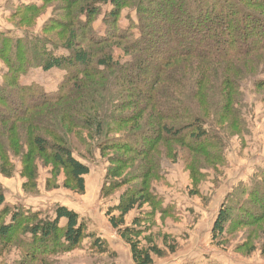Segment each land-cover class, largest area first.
<instances>
[{
  "label": "rangeland",
  "instance_id": "obj_1",
  "mask_svg": "<svg viewBox=\"0 0 264 264\" xmlns=\"http://www.w3.org/2000/svg\"><path fill=\"white\" fill-rule=\"evenodd\" d=\"M158 2L160 3V0H128V4L119 11L118 7L114 9L111 3L98 2L94 20L88 28L85 26L80 28L76 25L72 27L66 0H44V4L43 0H0V35H6L11 40L17 39L19 42L18 57L11 59L10 66L6 59L2 60L0 57V86L8 94L7 98L2 97L3 100L0 101V144L6 150L7 156V168L0 170V187L5 205L9 208L21 207L33 212L39 211L44 217H50L58 206L65 207L77 213L79 223L85 226L87 235L78 248L45 259V262L26 259L23 252L13 247L14 245L3 250L5 247L3 245L4 247H0V253L2 251L0 264H133L129 246L109 224L107 213L110 208L117 205L119 193L107 199L101 197L100 189L110 162L108 156H100L97 145L103 143L105 139L115 137L121 139L130 134L131 122L117 127L112 126L113 121L132 117L138 113L139 106L145 108L142 99L133 94L135 87H142L144 80H139L137 69L132 67L134 63L138 65L142 60L134 62L133 56L136 53L131 50L147 49L150 45L146 38L157 39L156 34L170 31L172 22H175L173 24L175 30L171 31L173 34L179 36L182 31L191 32L186 30L190 23L175 21V15L181 13L180 8H174L171 3H165L161 7L162 4ZM34 3L40 6L39 10L32 12L22 10L24 5ZM161 8L164 9V14H156ZM112 13L113 16L116 14L114 18L116 23L113 22L111 28L109 25L107 30L104 20ZM182 19L184 18L181 17L180 20ZM83 31L86 33L83 34ZM96 31L105 34L104 37H107L104 40L105 44L103 42L95 44L91 40V35L94 36ZM73 32L78 35L75 41L71 35ZM68 41L75 42L74 51L88 49L93 60L107 55L112 58L111 62L115 63L112 69L106 71L102 68L97 69L100 73L98 75L89 72L86 81L81 85L93 86L89 87L87 101L97 98L101 102L98 119L101 120L103 117L107 124L100 132L94 121L90 119L87 122L86 117L80 114L68 118L62 115L60 124L55 115L47 116L48 120H51L49 123L55 125L48 127L49 131L65 139L73 156L88 166L85 192L81 195L69 190L71 184L65 182L66 171L62 169L53 171L52 180L49 174L50 162H45L43 158H33L36 188H32L31 193H25L22 187L26 179L24 162L32 150L30 142L27 141L28 135L23 133L21 127L34 114L27 117L22 110L29 101L37 100L34 97L38 93L46 91L56 94L67 75L78 73L77 71L73 73L77 67L68 66L67 63L66 68L47 72L40 67L44 50L48 48L49 54L66 56L67 54L59 49ZM1 43L0 39V46ZM183 46L172 45L169 51H173V47ZM165 47L162 44L152 46L153 49ZM260 56L263 59L264 53ZM217 64L218 62L215 63ZM78 66L80 69L86 67ZM90 66L95 67L94 64ZM151 73L150 69L145 75ZM253 79H246L241 84L245 103L241 110L244 125L240 134L227 120H222L223 123L216 126L210 124L212 130L209 124L204 127L206 131H211L214 137L220 139L221 145L217 149H221L223 162L216 163L204 155L195 154V145L190 141V145L194 146L192 149L173 144L172 150L169 148L170 144L165 142L159 144L156 151H153L151 160L144 156H133V162L122 165L121 175L124 177L141 172L150 161L153 163L155 161L158 165L157 172L150 178L149 186L159 201L151 237L163 254L154 257L152 264H264V220L258 225L232 229L224 246L216 245L211 235L222 204L231 198L247 204V191L256 189L253 183L254 175L264 169V88L257 89ZM259 79H264V75ZM124 80L131 82L130 87L125 86L127 91L129 90L126 94L121 92L124 90L120 87ZM116 82L118 86L112 90L109 85ZM19 85L31 86L32 91H23ZM104 88L114 93L115 97L110 96ZM19 89L26 93L23 94L26 98L25 103L24 101L18 103ZM130 94L134 96H129ZM9 98H12V101L16 99L17 102L8 103L9 106L5 103L9 102ZM91 111L97 112L94 109L80 112L85 114ZM146 117L147 115H143L142 125L148 129L151 137L150 132L153 131L154 124L152 119L145 121ZM110 118L111 121L108 123ZM45 120L41 118L37 122L42 124ZM140 125L141 122L139 127ZM135 129L137 130L138 126H134ZM5 130L10 132L7 133ZM52 138L50 142H53ZM124 139L128 141V138ZM31 155L37 156L35 151ZM112 155L125 161L129 157L122 151L114 152ZM2 161L5 162L0 153V162ZM193 161L197 164L196 168L192 166ZM50 180L55 181L54 188L47 185V181ZM132 183L139 185L140 182L137 180ZM149 211L146 205L139 211L131 212L126 218L127 225L131 224L133 217Z\"/></svg>",
  "mask_w": 264,
  "mask_h": 264
},
{
  "label": "trees",
  "instance_id": "obj_2",
  "mask_svg": "<svg viewBox=\"0 0 264 264\" xmlns=\"http://www.w3.org/2000/svg\"><path fill=\"white\" fill-rule=\"evenodd\" d=\"M98 2L111 3L114 9L118 7V11L128 4V0H66L70 12L68 18L72 27L76 25L80 28L84 26L88 28L94 20ZM165 3L180 8L181 13L175 15V21L190 23L186 30L191 32L182 31L179 36L173 34L171 31L175 30L173 25L175 22H172L170 27L168 26L170 31L156 34L157 39L146 38L150 45L147 49H128V54L130 50L136 53L133 56L134 62L142 60L138 65L135 63L132 65L138 71L139 80H144L142 87H135L133 94L142 99L145 108L139 106L138 113L132 117L113 121L112 126L117 127L131 122L130 134L121 139L118 137L105 139L103 143L97 145L100 156H108L110 162L100 189L101 197L107 199L119 193L117 205L110 208L107 213L109 224L129 246L133 264H152L154 257L163 254L151 237L159 201L149 186L150 178L157 172L158 165L154 160V163L150 161L145 164L144 170L128 177L121 175L122 165L133 162V156L150 159L158 145L165 142L170 144L169 148L172 150L173 144L192 149L194 146L190 145V141L195 145V154L204 155L216 163L223 162L221 149H217L221 145L220 139L214 137V134L206 131L204 127L208 124L220 125L223 123L222 120H227L240 134L244 125L241 110L245 103L241 89L242 82L254 78L255 87L264 88V79H259L264 75V58L260 56L264 53V0H160L159 4H162V7ZM39 8L40 6L34 3L24 5L21 9L32 12ZM113 14L104 20L107 30L109 25L111 28L112 23H116L114 19L116 14L114 16ZM156 14H164V9L161 8ZM181 17L184 19L180 20ZM85 33L86 31H83V34ZM94 33V36L90 37L91 40L95 44L102 42L105 44L104 40L107 39L104 37L105 34L98 31ZM71 35L74 37L73 41L78 37L75 32ZM0 39L2 40L0 57L2 60L6 59L10 66L11 59L18 57L19 42L17 39H9L6 35H0ZM73 41H68L62 49H59L64 51L66 56L49 54L48 48L44 50L40 67L47 72L66 68L67 63L68 66L77 67L73 73L77 71L79 74L67 75L61 82L60 91L56 94L46 91L38 93L34 97L37 100H28L31 103L28 102L22 110L27 117L30 116L29 114H34L31 115L30 120L22 124L21 129L25 135H28L27 141L30 142L31 150L37 155L33 157L32 152L29 151L24 162L26 179L22 187L25 193H31L32 188H36V168L32 165L33 158H43L45 162H50L48 166L52 180L53 171L62 169L66 171L65 182L71 184V188L68 189L81 195L85 192V177L89 174V168L73 156L65 139L49 131L48 127L55 125L49 123L51 120H48L47 116L55 115L60 124L62 115L68 118L80 114L86 117L87 122L90 119L94 121L100 132L107 124L103 117L101 120L98 119L101 102L97 98L87 101L89 87L93 86L81 87V85L86 81L89 72L98 75L100 73L97 69L102 68L106 71L114 68L115 63L111 62L112 58L107 55L95 60L91 59L88 49L74 51ZM157 44L166 47L153 49L152 46ZM181 44L184 45L182 48L173 47V51H169L172 45L181 46ZM217 62L218 66L215 65ZM92 64L95 67H91ZM78 65L86 67L82 70ZM150 69L152 73L145 75ZM133 85L135 86L134 83ZM117 86L118 82L109 85L112 90ZM125 86L130 87L131 82L128 80L122 82L120 87H123L124 91H121L123 94L129 92ZM19 87L26 92L32 91L31 86L19 85ZM20 89L18 103L23 101L25 103L26 98L23 94L26 93ZM104 91L108 90L104 88ZM108 93L115 97L114 93L109 91ZM5 96L7 98L8 94L0 86V101ZM8 101H5L7 105L17 102L16 99L12 101V98ZM90 109L97 112L91 111L85 114L80 112L81 110L87 112ZM143 115H147L145 121L151 119L153 121L151 137L148 129L142 125ZM41 118L46 119L42 124L37 122ZM110 121L111 118L108 123ZM134 126H138V129L134 130ZM210 128L212 130V126ZM51 138L53 142H50ZM124 138H128V141ZM118 151L129 155L126 161L118 157L114 158L112 154ZM0 153L5 160L0 162V170H5L7 156L1 144ZM196 165H192L193 168H196ZM255 175L253 183L256 189L247 191V204L231 198L219 209L211 231L216 245L224 246L232 229L258 225L264 220V169ZM137 180L140 182L139 185H133L132 182ZM51 182V180L47 181V185L54 188L55 181L50 185ZM146 205L150 211L133 217L131 224L127 225V216ZM115 213L117 215H114ZM85 238H87L85 226L79 223V216L74 211L58 206L50 217H44L39 211L33 212L21 207L9 208L5 205L0 187V243L2 244L0 247L5 245L3 250L14 245L13 247L23 252L26 259L45 262V259L78 248Z\"/></svg>",
  "mask_w": 264,
  "mask_h": 264
}]
</instances>
